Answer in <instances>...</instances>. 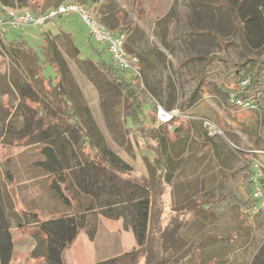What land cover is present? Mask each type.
<instances>
[{"label": "rangeland", "instance_id": "1", "mask_svg": "<svg viewBox=\"0 0 264 264\" xmlns=\"http://www.w3.org/2000/svg\"><path fill=\"white\" fill-rule=\"evenodd\" d=\"M66 1L80 5L108 28L113 29L101 20L102 13L112 16L119 26L129 27L125 48L139 52L148 64L138 80L141 102L134 101L128 89L113 85L98 68L96 62L109 64L110 55L89 35V27L77 13L15 28L6 23L0 6V93L13 90L14 95L2 96L5 103L17 104L21 92L26 96L10 112L7 104L5 108L0 105V204L13 238L10 264H41V259L31 255L35 218L68 210L49 189V178L38 165L41 147L53 148L71 169L70 176L79 165L87 168L90 161L78 149L79 135L64 123L67 115L55 87L84 123L94 124L105 147L131 167L122 177L147 186L154 224L149 238L163 240L167 258H181L186 264H264V211L252 215L232 206L216 219H211V212L189 211L202 198L210 199L232 176L242 189L244 173L253 170L256 162L264 192V154L251 149L264 126V108H230L206 90L195 105L187 106L206 57L226 55L241 64L259 54L242 33L236 14L225 0ZM19 11L31 12L28 8ZM46 39L51 43L49 50ZM9 43L21 44L28 55L21 50L13 57L6 49ZM61 65L65 70L60 74ZM159 106L175 109V120L157 121ZM42 113L48 115L44 121L38 117ZM203 119L219 127L222 134L218 135L232 153L208 139L214 129L209 132ZM48 120L50 126L45 124ZM85 152L92 157L88 148ZM99 174L103 175L97 180L101 186L112 172L104 169ZM245 189L248 196L251 187ZM73 190L77 194L75 186ZM78 196L84 204L89 200L79 192ZM120 199L103 194L98 202ZM123 206L108 208L118 213ZM154 212L159 214L158 224ZM130 218L129 210L116 220L99 215L91 244L80 232L63 253L65 264H93L123 254L132 242L126 235L130 229L123 227L130 224ZM191 247L194 253L183 257Z\"/></svg>", "mask_w": 264, "mask_h": 264}, {"label": "trees", "instance_id": "2", "mask_svg": "<svg viewBox=\"0 0 264 264\" xmlns=\"http://www.w3.org/2000/svg\"><path fill=\"white\" fill-rule=\"evenodd\" d=\"M33 1L34 4L30 3L31 0H0V6L1 8L5 7L16 11L28 8L34 14H41L50 8L67 2L66 0ZM226 3L236 14L242 33L249 44L260 52L241 64L234 63L226 55H210L206 57L199 69L194 91L187 99V106L195 105L202 98L203 91L206 90L220 96L224 104L230 108L237 107L234 101H241L251 105L252 108L250 109L262 110L264 108V0H226ZM101 17L102 21L113 27V29L110 28L112 30L117 29L116 31L125 32V30L129 29V27L119 25L115 27L107 16ZM46 45V49L49 50L51 48L50 40L46 39ZM6 49L13 54V57L16 51L20 52L22 50L24 53L22 45L18 43H9ZM131 54L135 55L139 60L137 54ZM50 61L54 62L52 58ZM96 63L113 85L122 90L128 89L133 100L141 102L139 99L141 94L139 79L136 76L130 72L114 68L110 63L103 61ZM64 70V66L61 65L58 72L61 74ZM128 74H131V77H128ZM245 80H248L247 83L242 84ZM11 86L13 87L12 84ZM54 91L67 115V120L64 123L69 129H72L73 133L79 135L80 144L77 145L78 149L90 161L86 164L87 168H83L78 164V171L73 172V175L70 176L71 174L68 171L71 169L63 165L61 158L57 155L58 153L49 146L41 147L39 153L42 160L38 162V165L44 171L46 178H49V189L58 199L64 202L68 210L55 212L45 219L35 218L36 235H34L35 248L31 252L32 258L41 259V264H65L63 253L74 242L80 232H84L89 240H93L97 231L99 215L116 220L122 216V212L129 210L131 212L130 224H124L123 227L125 230L130 229L132 231L136 248L94 264H140L142 259L143 264H186L187 260L182 261L180 260L181 258H171L172 256L167 258L165 256L163 240L158 238L159 242L157 240L152 241L149 238L150 228H153L154 224L150 218L152 200L147 186L131 182L122 177L131 172V167L105 147L102 138L97 137L99 134H96L94 124L90 120L88 124L84 123L77 113L72 110L68 99L62 96L59 89L55 87ZM5 93L14 95V92L10 87L9 92L0 93V105L5 108L7 104L9 112L11 109H16L21 102H25L26 96L21 92L18 94L20 100L17 104L8 100L5 103L2 97ZM38 104L40 103L38 102ZM12 117L13 114H10L8 123L12 121ZM38 117L41 121H44L48 115L42 113ZM45 124L50 126V120ZM47 129L44 131L47 132ZM178 130L176 129V131ZM259 132L260 135L253 141L251 149L261 151L264 154V126L260 128ZM208 139L212 142H217L223 152L232 153L230 147L217 133H214ZM86 148L89 149L92 157L85 152ZM64 163H66L65 159ZM75 168L77 169V167ZM104 169L111 171L112 174L107 178V184L98 186V178L103 179V175L99 174V171L101 173ZM252 173L251 169L244 173L245 179L242 189L234 184L235 178L232 176L230 180L226 179L217 188L216 193L210 199L202 198L200 202L189 208V211L191 213L211 212L213 215L211 219L218 218L232 206L239 207L249 213L256 203L251 193H248V196L246 195L245 189V187H251L252 190ZM167 176L169 177V174ZM168 177H166V181H168ZM73 186H75L77 194H75L74 190L70 192ZM78 192L89 198L86 204L81 202ZM103 194L115 199H122L100 204L98 200ZM121 204L124 205L120 209L122 212L113 213V210L108 208L109 206ZM157 214V212L156 214L154 212V222L156 221V223L159 218V214ZM175 217L174 215L172 219ZM163 237L164 233L161 239ZM193 251L191 247V250L189 249L183 253V257L187 253L192 255ZM13 252V238L10 226L0 204V264H10Z\"/></svg>", "mask_w": 264, "mask_h": 264}, {"label": "built area", "instance_id": "3", "mask_svg": "<svg viewBox=\"0 0 264 264\" xmlns=\"http://www.w3.org/2000/svg\"><path fill=\"white\" fill-rule=\"evenodd\" d=\"M2 9L6 15V23L15 28L29 25H43L57 16L77 13L89 27V35L96 42L105 46V50L110 55V65L119 70L130 72L138 79L141 78L138 58L135 55L128 53L125 48L127 34L125 32L112 30L100 24L94 20L83 7L76 3L65 2L50 8L45 13L41 14H34L30 11H16L5 7H2ZM247 81L248 80H245L242 84L247 83ZM234 104L237 107L244 109L252 108L248 103H243L241 101H234ZM177 115L178 113L175 109L166 110L162 106H159L156 110L157 121L160 123H166ZM202 123L208 128V130L210 128L214 129L213 133L221 134V131H219L211 121L203 119ZM259 165L260 164L257 162L253 164V173L251 174V195L253 199L256 200L255 205L249 212V214L252 215L264 211V192L260 183L262 173Z\"/></svg>", "mask_w": 264, "mask_h": 264}, {"label": "crops", "instance_id": "4", "mask_svg": "<svg viewBox=\"0 0 264 264\" xmlns=\"http://www.w3.org/2000/svg\"><path fill=\"white\" fill-rule=\"evenodd\" d=\"M225 2H226V0H225ZM102 13V12H101ZM107 15V14H106ZM101 16H105V14H101ZM108 18H109V20L112 22V24L116 27V26H118L119 24H118V21H115L114 20V18L112 17V16H109L108 15ZM127 41H128V34H127V38H126V43H125V45H126V47H127ZM127 49V48H126ZM127 51L128 52H130V53H135V50L133 51V50H131V49H127ZM136 54V53H135ZM137 56L139 57V62H140V71L141 72H143L144 73V71H145V67H146V65H148L147 64V62H146V59L144 58V56H142L139 52L137 53ZM142 73V74H143ZM82 234V233H81ZM81 234H79L78 236H80ZM126 235H127V240L128 241H132L130 244H128V246H127V248L125 249V251H123V253H125V252H129V251H131V250H133L134 248H136V242H135V239H134V236H133V233H132V231L131 230H129L128 232H126ZM86 238H87V236H86ZM88 239V238H87ZM89 240V239H88ZM83 241V240H82ZM77 242V241H76ZM89 245L91 244V241L89 240ZM35 248V245L33 246V249ZM32 249V250H33ZM94 264V263H93Z\"/></svg>", "mask_w": 264, "mask_h": 264}]
</instances>
